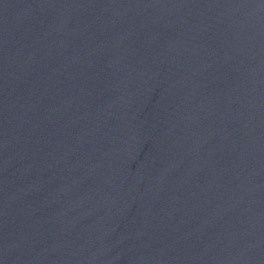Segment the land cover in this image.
<instances>
[{
    "label": "water",
    "instance_id": "water-1",
    "mask_svg": "<svg viewBox=\"0 0 264 264\" xmlns=\"http://www.w3.org/2000/svg\"><path fill=\"white\" fill-rule=\"evenodd\" d=\"M0 115L212 264H264V0H0Z\"/></svg>",
    "mask_w": 264,
    "mask_h": 264
}]
</instances>
